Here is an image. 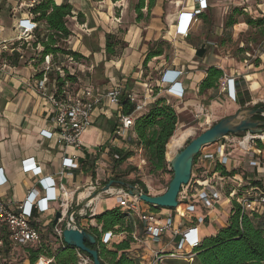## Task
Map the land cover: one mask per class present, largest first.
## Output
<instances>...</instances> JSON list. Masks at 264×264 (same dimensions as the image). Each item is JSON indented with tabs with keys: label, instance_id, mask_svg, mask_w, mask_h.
<instances>
[{
	"label": "crops",
	"instance_id": "obj_1",
	"mask_svg": "<svg viewBox=\"0 0 264 264\" xmlns=\"http://www.w3.org/2000/svg\"><path fill=\"white\" fill-rule=\"evenodd\" d=\"M83 1L56 0L55 2L58 5L62 2H68L76 11ZM263 1L239 0L234 4L247 17L261 19L264 18L261 15ZM28 3L29 0H4L0 5V39L6 41L10 47H13L18 40L20 32L18 24L20 19L27 18ZM178 4H181V2ZM212 8V0H188L187 5L183 7L178 5L179 10L176 14L164 16L159 13L157 17L152 18L144 26L141 23L136 24L129 28L123 36V41L126 43L125 49L120 51L118 57H112L111 59L107 58L105 52L106 35L114 33H110L111 31L105 28L104 25L90 27L88 23H80V27L86 28L83 33H89V35L84 37L81 34L78 36L75 47H80V50L68 49L81 53L86 58L95 60V62L87 67L88 72L92 71L89 73L91 76L87 77L88 83L76 94H82L85 88H93L104 92L115 87H122L126 96L134 93L142 98L146 91V85H151V80L147 76L151 70L160 74L155 84L165 88L170 86V84L162 82V77L167 72L175 75L182 73L179 82L182 83L184 97L180 99L168 92L160 96L173 105L176 110L181 108L186 111L188 108L196 106V104L201 105L202 101L208 98L212 103L211 108L225 114L223 116L225 118L251 103L256 104L257 101H253L255 97L264 99V42L257 47H253L252 41L248 42L251 49H244L243 52L246 58L243 62H239L235 58H224L219 53H215V51H220L218 50L219 44L217 41H200L194 37L196 35L193 31L194 27L189 31L188 36L178 35L177 24L181 14L184 13L185 16H189L188 13L202 9L197 17L199 21L202 19L203 22H206L208 20L206 13ZM72 19L75 20L77 17ZM171 20L174 21L173 25L170 24ZM244 23L246 27L239 28L238 23L237 26H234L238 30L235 33L236 36L247 32L248 27H251L245 21ZM115 26L117 27V25ZM222 33L223 30L220 35ZM260 34L264 35V29L260 31ZM90 36L93 39L98 36L99 42L94 43V45L84 42V39ZM161 40L171 43L173 57L169 59L165 56L155 58L149 63L148 69H144V60L153 44ZM254 48L257 49L256 57L253 54L255 52ZM254 58L256 62L251 63ZM165 59H168L169 62L167 63ZM257 61L259 62L257 63ZM81 67L85 66L81 65ZM211 67L221 69L224 74L228 72L230 74L228 78L235 79L236 100L230 98L228 93L223 92L220 88L206 91L203 94L200 93V86ZM99 68L101 69L99 70ZM38 70L39 68H36L34 61H23L16 67L10 65L3 67L0 62V197L8 208L15 213L21 212L20 205L24 204L35 190H39V198L48 197V193L45 194L44 185H42L44 179L53 180L57 188L60 185L64 186L65 191L70 196V209L73 210L87 197L93 187L99 188L117 176L111 171L117 155L116 151H126L132 148V141L129 142L128 139L125 140L115 136L121 111L107 100H104L102 105L95 110L91 119V126L82 135V150L73 147L65 148L59 144L56 128L52 121V115L56 107L50 99V95L54 94V86L49 82L45 94L39 91L36 85L37 81L40 80L36 78ZM97 72H100L99 75ZM241 72H247L244 79L248 89H244L242 82L238 80ZM70 74L74 75V73ZM94 74L96 78L100 79L101 83L98 86L91 84L92 78H95ZM192 93L198 96V101H193L195 105L190 104V101H186ZM247 97L249 102L247 101L245 106H242L239 100H246ZM49 133H54V136L49 137ZM129 137L133 140L136 138L133 130L130 132ZM262 152L261 159L264 160V149H262ZM234 156L236 158L228 168L231 177H235L237 180L253 181L264 186V163L259 168H253L249 166L247 158L242 154L237 152ZM66 158L76 159L72 169L64 168L63 161ZM29 160L35 161L41 167V176L23 171V164ZM143 183L147 187V182L143 181ZM117 190L102 195L92 203L91 206L96 208V215L118 208L117 200L113 195ZM159 195L161 194L156 196ZM107 196H111V198H107ZM60 208V201H50L46 212L41 214L34 207L32 213L33 221L37 219V225L40 224L42 228V245H46L53 252L65 245L63 240L56 236L52 227L55 215ZM232 209V200L230 201L226 196H223L220 204L209 213L207 220L202 224H196L198 237L203 241L216 236L222 228L228 225ZM156 212L164 218L170 215V211L167 209ZM193 215L194 218H191V216L186 218L177 216L175 219L176 226L185 230L192 223L198 222L200 217H206L207 213L201 207H198ZM77 216L83 229L94 234L92 229L97 228L101 233V227L94 219L95 216L90 217L91 214L88 208L82 210ZM66 224L67 222L64 220L63 227H66ZM137 234L141 236L142 241L133 244L130 253L132 257L138 260L139 264H148L154 253L168 254L175 249L180 240V237L175 238L170 232L158 240L147 238L141 227ZM103 236L102 234L101 241ZM126 238V233L114 234L108 248L112 249L113 245L120 244ZM37 248L34 247V249ZM27 249V247L11 246L9 250L2 254V258L5 261L11 259L14 263L16 259L21 258L25 259L24 264H30ZM194 260L166 259L164 264H194ZM12 261L9 264H13Z\"/></svg>",
	"mask_w": 264,
	"mask_h": 264
},
{
	"label": "built area",
	"instance_id": "obj_2",
	"mask_svg": "<svg viewBox=\"0 0 264 264\" xmlns=\"http://www.w3.org/2000/svg\"><path fill=\"white\" fill-rule=\"evenodd\" d=\"M4 0H0V5ZM39 0H29L27 8V18L20 19L18 24L19 37L17 42L25 44L28 47L34 39L35 31L38 24L33 20L30 9ZM206 7V6H204ZM202 9L188 13L189 16L181 14L178 21V35L188 36L191 26L198 21V14ZM261 15L264 17V1L261 7ZM1 37V31H0ZM16 42V43H17ZM15 49L6 41L0 39V57L4 53H13ZM69 62L73 63L72 58L67 57ZM52 56H46L43 69V78L38 80L37 89L43 94L47 92V84L50 82L49 73L53 70ZM3 67L8 64L0 58ZM58 70L62 75L63 71ZM174 77L173 74L170 76ZM225 77V84L222 87L223 92H227L230 98L236 100V81L233 78ZM164 76L162 77L163 81ZM222 81V80H221ZM158 90H157V89ZM169 92V89L161 87L157 84L146 85V91L142 98H139L134 93L125 95L122 87H115L112 90L100 92L93 88H85L82 94L72 95L69 92H64L62 97L50 95L53 105L56 107L52 115V121L56 128V135L59 144L65 148L73 147L77 150L83 149L82 135L91 126L92 116L97 108H99L104 100L109 101L117 106L121 115L119 116L115 136L118 138L132 139L129 137L130 132L134 128L135 120L138 116L148 111L149 106L156 101L162 94ZM235 92V93H234ZM173 94L182 99L184 92L181 86H176ZM233 94V97H232ZM127 97L135 109L131 115L122 113V100ZM54 136V133H49V137ZM264 149V133L252 135L251 133L241 134L238 136L230 135L225 137L218 143L204 148L197 157V162L194 164L192 178L188 186L183 187L179 196V206L175 210H169L170 215L167 218L162 217L159 213L152 210V207L140 201L137 197L129 195L124 190H117L113 195L117 200V206L127 214V219L133 223L135 233H133L134 243H140L142 238L137 234L139 228H142L145 236L154 240H158L166 233H172L175 238L180 237L175 249L168 254L154 253L148 264H164L166 259L172 260H188L193 261L196 257L195 249L198 248L202 239L197 235L196 224L204 223L209 213L215 209L217 205L226 196L232 205L236 204L241 212L247 215H264V186H261L253 181L237 180L231 177L228 171L229 166L235 160V153H240L247 158L250 167L259 168L263 166L264 160L261 159ZM119 159V155L115 156ZM75 158H66L63 161L65 169H72ZM25 173H33L36 176H41L42 169L33 161H25L23 164ZM224 172L228 175L222 174ZM42 185L48 193V197L39 198V190H35L32 195L20 205L21 212H12L5 202L0 197V262L8 263L2 258V254L12 247H27L34 248L42 245V228L37 219L33 221V208L43 214L48 209L50 201H60L63 218L59 220L58 225L54 228L57 237L62 240L64 220L67 219L71 209L69 206L70 196L65 191L63 185L56 187L55 182L51 179H44ZM97 189L92 188L87 196ZM45 191V194H46ZM111 193V192H109ZM89 204L87 208L90 210V217L96 216V208ZM201 207L206 213V217H200L198 222L192 223L185 230L176 226L175 219L177 216H191L196 209ZM87 213L85 214V216ZM67 225V224H66ZM113 232L105 233L102 238L104 245H109L112 242ZM80 259L79 264H91L92 260L78 251ZM52 258L45 256L39 257L36 264H51Z\"/></svg>",
	"mask_w": 264,
	"mask_h": 264
},
{
	"label": "trees",
	"instance_id": "obj_3",
	"mask_svg": "<svg viewBox=\"0 0 264 264\" xmlns=\"http://www.w3.org/2000/svg\"><path fill=\"white\" fill-rule=\"evenodd\" d=\"M55 1L39 0L29 10L33 20L38 24L30 46L17 42L13 45L15 49L13 53H4L0 58L8 65L14 67L19 66L23 61H34L36 68H39L36 78L42 79L44 75L42 66L45 57L52 56L54 68L49 73V79L54 86L55 97L59 98L63 96L64 92H67L66 90L68 89L66 88L70 84L74 85L78 82V76L71 75L69 70L63 66V62L69 61L67 57L72 58L73 63L76 64L88 62L89 59L81 53L66 47V43L73 36V32L68 27V20L77 17L79 23L82 24L85 22L84 15L76 13L74 7L68 2H62L58 5ZM156 4L157 0H139L135 7L138 15L137 20L140 22L143 19H149ZM145 8L147 9V15L143 13ZM238 14H243V11L240 9L234 11L233 15L227 20L226 29L233 28L237 24L235 16ZM245 22L251 27H264V18L252 19L248 17ZM125 47L126 43L122 39H117L115 34L106 35L105 52L108 59L118 57L120 51L125 49ZM170 48V43L163 40L154 43L144 60V69H148V65L153 59L162 56L167 57L166 52ZM28 49L37 50L39 52L37 57L26 60L25 51ZM97 49L99 50L98 47ZM58 68L63 71L64 75L60 73ZM224 76V71L221 69L216 67L209 68L207 77L200 86V93L218 90ZM247 101L249 102L248 97L246 100H239L242 106H245ZM258 107H264V105L259 104L253 108ZM134 109V104L127 97H124L122 100V113L126 116L131 115ZM255 119L264 121V118L260 116ZM179 130L180 118L176 108L169 104L166 99L157 98L149 106L147 112L136 118L133 128L136 138L131 140L132 148L126 151H116L119 159H114L115 168L122 166L133 158L136 151H140L150 169L151 175L165 172L170 166L167 149L179 133ZM196 162L197 158L194 164ZM222 174L228 175L224 171ZM113 179L122 180L123 177L117 175ZM130 183L139 185L144 193H149L142 182L135 180ZM152 210L160 211L161 209L152 208ZM127 218V214L120 208L106 211L94 217L102 230L100 233L97 228L92 229V232L98 238L99 244L91 246L88 242L86 243L92 249H99L102 264H139L138 260L132 257L130 253L134 243L132 235L135 233V228L133 223ZM108 232H113L115 235L126 233L127 238L120 244L113 245L112 249H109L108 245H104L100 240L101 235ZM27 252L30 264H36L41 256L52 258L53 262L51 264H79L80 261L78 251L66 245H63L55 252L46 245H42L37 249L28 248ZM80 253L89 257L82 252ZM195 253L194 264H264V215L244 214L234 204L228 225L222 228L216 236L203 240L201 245L195 249ZM89 258L92 260L91 257Z\"/></svg>",
	"mask_w": 264,
	"mask_h": 264
},
{
	"label": "rangeland",
	"instance_id": "obj_4",
	"mask_svg": "<svg viewBox=\"0 0 264 264\" xmlns=\"http://www.w3.org/2000/svg\"><path fill=\"white\" fill-rule=\"evenodd\" d=\"M237 1L239 2V0H212L213 8L206 13L208 20L206 22H203L202 19L200 21L198 19L197 22H194L192 24L191 29L194 27L193 31L196 33L194 37H196L200 41H217L219 44L218 50L220 51H215V53H219L224 58H235L239 62H243L246 58L243 52L244 49H251L248 46V42L252 41L253 47H257L259 44H262L264 42V35L260 34V31L264 28L248 27L247 32L240 33L238 36H236L235 34L236 31H238L236 30V27L227 30L225 27L227 20L233 15L236 9H239L234 4ZM179 2H181V4H178ZM138 3L139 0H88L87 2L84 0L80 5V8H77L75 12L84 15L85 23H88L90 27L96 25H104L105 28H108L111 31L110 33H114L116 35L117 39L123 40V36L129 28L135 26L138 23H141V25L144 26L148 24L152 18L157 17L159 13L160 15L164 16L176 14L179 10L178 5H182L183 7L188 4V0H157V4L152 10L150 18L143 19L140 22L137 20L138 15L135 10V7ZM143 13L144 15H147L146 8L143 10ZM235 18L237 20V25L239 28L246 27L244 21L248 17L244 15V13L236 15ZM173 23L174 21L171 20L170 24L173 25ZM79 25L80 23L77 19L74 20L70 18L68 20V27L71 31H73V37L70 38L66 43L67 48L80 50V47H75L78 36L81 34L84 37L86 35H89V33L84 34L83 30H86V28L83 29ZM115 25H117V27ZM222 30L223 33L220 35ZM216 32H218V34H216ZM91 37L92 36L86 39L83 38L84 42H87L90 45H94V43L99 42L98 36H95L94 39ZM172 47L173 46L171 45V48L166 52V54L168 55L166 58L168 59L173 57ZM254 50L255 52H253V54L256 57L257 49L254 48ZM38 53L39 52L35 49H28L27 51H25L26 60L37 57ZM92 60L93 59H89L88 62H82V64L71 63L69 61L63 62V66L66 67L70 73H74V75L78 76V82L74 85L70 84V86L66 88L68 89L66 90L67 92L69 91L70 94L75 95L78 91L86 86V84L88 83L87 77L91 76L89 73L92 72H88L87 67L91 66V64L95 62V60ZM30 61L31 60H29V62ZM168 62L169 61H167V63ZM255 62L256 59L254 58L251 63ZM81 65H84L85 67H81ZM100 69L101 68H99V70ZM99 73L100 72H97L98 75ZM246 73L247 72H241L239 73L238 77V80L239 82H242V86L244 89H248V86L244 79ZM159 75V72L156 71L152 72L150 70V72H148L147 76H149V79L151 80V85H155V82L159 78ZM225 75L228 78L230 74L228 72H225ZM95 76L96 75L94 74V77ZM92 79L91 84H93L94 86H98V84L101 83L100 79L96 77ZM224 84L225 77L220 82V90H222ZM186 101H190V104L195 105L193 101H198V96L192 93L186 99ZM253 101H257V103H251L249 106H246L244 108H253L258 104H264V99H261L260 97H255ZM211 105L212 103H210L209 99L206 98V100L202 101L201 105L196 104V106H192V108H188V110L186 111H183L181 108L177 109L180 118V130L176 136V139H179L182 134L190 130L194 131L191 139L196 138L199 134L205 132L207 129L211 128L220 120H222L225 114H222L217 110H213L211 108ZM236 113H234L233 115H235ZM111 171L115 175L122 176L123 179L121 181L127 183L133 182L135 180H138L142 183L143 181L147 182L146 185L148 188V192L153 196H156L158 194L163 195L166 192L167 186L169 185L173 177L171 166H169L165 172L151 175L150 169L146 161L143 159V155L140 151H136V154L133 156V158L128 160L119 168H115V164L113 163ZM107 198H111V196H107ZM10 260H7L8 264L12 261ZM24 262L25 259L18 258L16 259L15 263L13 262V264H24ZM0 264L6 263H4V261L2 260Z\"/></svg>",
	"mask_w": 264,
	"mask_h": 264
},
{
	"label": "water",
	"instance_id": "obj_5",
	"mask_svg": "<svg viewBox=\"0 0 264 264\" xmlns=\"http://www.w3.org/2000/svg\"><path fill=\"white\" fill-rule=\"evenodd\" d=\"M264 118V107L242 108L235 115L223 118L211 128L196 138L191 139L192 133L187 137L183 135L182 146L169 159L173 172V177L169 183L166 192L163 195L152 196L146 194L139 185L127 183L121 180H110L107 184L95 189L89 196L70 211L66 222L67 225L63 230V243L72 249L80 251L92 258V264H102L99 249H92L87 245L97 246L98 238L90 232L83 229L78 222V214L87 208V206L102 195L108 194L113 190H124L129 195L137 197L140 201L151 206L167 210H175L179 206V196L183 187L189 185L195 159L201 151L211 145H214L230 135L238 136L241 134L251 133L252 135L264 133V121L256 120V117ZM63 218L62 211H58L52 223L53 229L58 225L59 220Z\"/></svg>",
	"mask_w": 264,
	"mask_h": 264
},
{
	"label": "clouds",
	"instance_id": "obj_6",
	"mask_svg": "<svg viewBox=\"0 0 264 264\" xmlns=\"http://www.w3.org/2000/svg\"><path fill=\"white\" fill-rule=\"evenodd\" d=\"M173 74V73H172ZM172 74H169L168 72L164 75V78H163V83H166V84H170V86L166 89H169V94H173V90L175 89L176 86H181L182 83L179 82V78L181 77L182 73H179V74H173L174 77H170ZM45 191L46 189L43 188ZM47 193V191H46Z\"/></svg>",
	"mask_w": 264,
	"mask_h": 264
},
{
	"label": "bare ground",
	"instance_id": "obj_7",
	"mask_svg": "<svg viewBox=\"0 0 264 264\" xmlns=\"http://www.w3.org/2000/svg\"><path fill=\"white\" fill-rule=\"evenodd\" d=\"M192 133V131H188L186 133H184L185 135H187V137ZM181 135V137L179 139H175L170 143V145L168 146V149H167V156H168V159H171V157H173V155L178 151V149L182 146V139H183V135ZM176 146V150L174 151V148ZM43 264V263H41Z\"/></svg>",
	"mask_w": 264,
	"mask_h": 264
}]
</instances>
